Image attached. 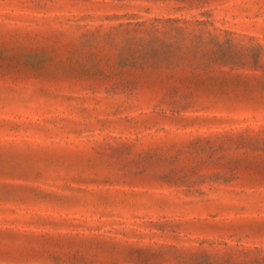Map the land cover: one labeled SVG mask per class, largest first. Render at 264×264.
Segmentation results:
<instances>
[{"label":"rangeland","instance_id":"rangeland-1","mask_svg":"<svg viewBox=\"0 0 264 264\" xmlns=\"http://www.w3.org/2000/svg\"><path fill=\"white\" fill-rule=\"evenodd\" d=\"M0 264H264V0H0Z\"/></svg>","mask_w":264,"mask_h":264}]
</instances>
